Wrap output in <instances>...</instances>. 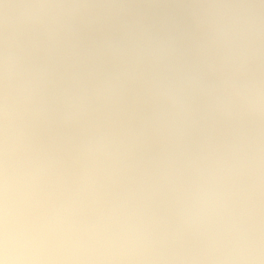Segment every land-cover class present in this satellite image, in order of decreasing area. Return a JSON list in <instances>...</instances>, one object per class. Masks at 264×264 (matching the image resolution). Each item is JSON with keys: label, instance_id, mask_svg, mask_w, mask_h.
<instances>
[{"label": "clouds", "instance_id": "9594fccd", "mask_svg": "<svg viewBox=\"0 0 264 264\" xmlns=\"http://www.w3.org/2000/svg\"><path fill=\"white\" fill-rule=\"evenodd\" d=\"M0 264H264V0H0Z\"/></svg>", "mask_w": 264, "mask_h": 264}]
</instances>
